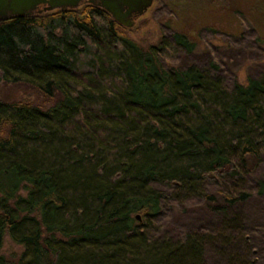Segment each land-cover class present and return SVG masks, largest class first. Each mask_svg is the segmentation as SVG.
<instances>
[{
    "label": "trees",
    "instance_id": "1",
    "mask_svg": "<svg viewBox=\"0 0 264 264\" xmlns=\"http://www.w3.org/2000/svg\"><path fill=\"white\" fill-rule=\"evenodd\" d=\"M128 30L91 5L0 20V85L37 93L0 97V248L5 236L22 248L0 264H207L208 246L235 245L149 230L164 200L226 220L249 198L205 185L242 184L264 163V71L227 87L212 60L162 65L195 49L183 32L142 46ZM232 252L226 264H242Z\"/></svg>",
    "mask_w": 264,
    "mask_h": 264
},
{
    "label": "rangeland",
    "instance_id": "2",
    "mask_svg": "<svg viewBox=\"0 0 264 264\" xmlns=\"http://www.w3.org/2000/svg\"><path fill=\"white\" fill-rule=\"evenodd\" d=\"M180 31L194 40L191 53L179 51L165 57L166 68L195 64L207 68L209 61L218 65L224 84H244L247 77L264 71V0H153L149 9L139 16L128 35L142 46L157 43L162 36ZM34 99L35 89L27 84L5 82L0 97ZM264 179V163L247 175L242 184L226 181L223 186L206 184L207 191L221 199L222 193L250 192L249 198L234 206L229 213L230 225L212 209L211 203L195 198L186 201L168 199L160 203L155 228L149 233L175 236L183 231L214 234L221 232L235 237V245L208 246L207 264H226L232 250L242 264H264V195L257 193L256 180ZM152 187L168 195L174 191L162 184ZM228 216L225 220L228 221ZM22 248L5 236L0 254H19Z\"/></svg>",
    "mask_w": 264,
    "mask_h": 264
},
{
    "label": "water",
    "instance_id": "3",
    "mask_svg": "<svg viewBox=\"0 0 264 264\" xmlns=\"http://www.w3.org/2000/svg\"><path fill=\"white\" fill-rule=\"evenodd\" d=\"M45 0H0V20L14 16L31 15L40 2ZM153 0H108L102 2L103 9L119 25L130 29L133 27L135 15H142L152 5ZM47 2V1H46ZM78 0H48L50 8L76 7ZM133 17V18H132ZM136 218H139L136 215Z\"/></svg>",
    "mask_w": 264,
    "mask_h": 264
},
{
    "label": "flooded vegetation",
    "instance_id": "4",
    "mask_svg": "<svg viewBox=\"0 0 264 264\" xmlns=\"http://www.w3.org/2000/svg\"><path fill=\"white\" fill-rule=\"evenodd\" d=\"M106 1H108V0H78L76 7L71 8V9H78L84 5H91V6H95L97 8L103 9L102 2H106ZM152 3H153V1H152ZM61 9H69V8L68 7L50 8V5L48 4V0H45L43 2H40L34 9H32L31 15H37V14L47 13V12H51L54 10H61ZM138 17H139V15H135V17L134 18L132 17V18L134 20H137Z\"/></svg>",
    "mask_w": 264,
    "mask_h": 264
}]
</instances>
